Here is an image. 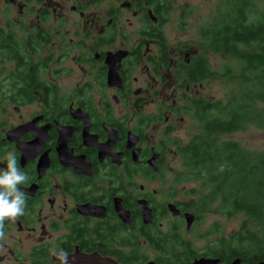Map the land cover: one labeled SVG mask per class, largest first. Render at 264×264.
Instances as JSON below:
<instances>
[{"label":"flooded vegetation","instance_id":"flooded-vegetation-1","mask_svg":"<svg viewBox=\"0 0 264 264\" xmlns=\"http://www.w3.org/2000/svg\"><path fill=\"white\" fill-rule=\"evenodd\" d=\"M154 1L0 0V158L28 175L0 264H264V227L200 221L180 186L203 78Z\"/></svg>","mask_w":264,"mask_h":264},{"label":"trees","instance_id":"trees-1","mask_svg":"<svg viewBox=\"0 0 264 264\" xmlns=\"http://www.w3.org/2000/svg\"><path fill=\"white\" fill-rule=\"evenodd\" d=\"M253 1L222 0L197 31L201 49L192 63V77L215 74L206 55L213 50L236 56V63L225 65L218 75L230 74L228 69L237 66L238 76L232 82L238 79L239 83L234 82L224 103L204 100L190 106L201 132L185 151L190 175L207 189L199 199L203 211V206L217 204L216 211L224 216L242 214L244 228L248 222L264 227V152H250L237 141H222L218 135L264 125V5ZM164 2L153 3L165 6Z\"/></svg>","mask_w":264,"mask_h":264},{"label":"rangeland","instance_id":"rangeland-1","mask_svg":"<svg viewBox=\"0 0 264 264\" xmlns=\"http://www.w3.org/2000/svg\"><path fill=\"white\" fill-rule=\"evenodd\" d=\"M222 2V0H175L174 9L170 13V20L163 26L164 36L166 37L167 45H179L184 41L190 42V51L196 49L200 50L198 45V29L203 26L211 17L215 14V6L217 3ZM259 5H264V0H254ZM179 8H184L185 18L183 22L178 20V11ZM206 55L208 58L209 68L215 74L204 77L201 80L202 87L199 88V92L192 91L190 93V105L193 104V100L196 98H201L205 101H210L211 104H217V101L225 102L228 99L231 86L235 83H239V80L236 79L233 81V78L238 76L237 66H233L230 69V74L220 76L219 72H223L222 67L225 65L235 64L237 61L236 56L233 55H222L213 50H207ZM228 67V66H226ZM198 82H196L195 89L198 88ZM199 122L197 119L192 117H186L185 123L182 130L180 129V136L183 139L190 140L195 134L200 133ZM185 127V128H184ZM220 140H234L237 141L242 147L246 148L248 151L253 153H262L264 152V125H248L244 129H238L231 133H224L218 135ZM181 162V161H180ZM181 167V165H180ZM182 169V167H181ZM187 183L190 185V204H195L196 206H201L200 197L206 193L207 189L205 184L199 180L193 178L190 175V182H181L182 184ZM217 204L210 206H203L206 211H203L199 207L200 214L204 217H201L199 220L206 222H211V224L216 223L214 226H222L226 229L227 232L234 230L237 224L243 220L242 214H233L230 216H224L216 211L215 207ZM207 225H201V227H206ZM256 229V228H254Z\"/></svg>","mask_w":264,"mask_h":264},{"label":"clouds","instance_id":"clouds-1","mask_svg":"<svg viewBox=\"0 0 264 264\" xmlns=\"http://www.w3.org/2000/svg\"><path fill=\"white\" fill-rule=\"evenodd\" d=\"M28 180V175L18 167V157L8 152L0 158V226L5 218H15L25 210V193L20 187ZM67 264V253H54Z\"/></svg>","mask_w":264,"mask_h":264},{"label":"water","instance_id":"water-1","mask_svg":"<svg viewBox=\"0 0 264 264\" xmlns=\"http://www.w3.org/2000/svg\"><path fill=\"white\" fill-rule=\"evenodd\" d=\"M192 220V215H190V221ZM214 260H210V259H200L198 261L199 264H214Z\"/></svg>","mask_w":264,"mask_h":264}]
</instances>
